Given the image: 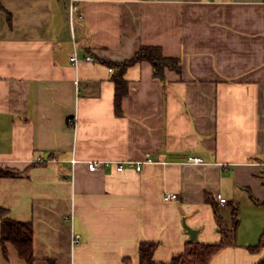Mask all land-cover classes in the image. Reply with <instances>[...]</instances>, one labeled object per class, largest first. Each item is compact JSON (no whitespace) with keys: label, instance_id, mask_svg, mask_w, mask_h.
<instances>
[{"label":"crops","instance_id":"obj_1","mask_svg":"<svg viewBox=\"0 0 264 264\" xmlns=\"http://www.w3.org/2000/svg\"><path fill=\"white\" fill-rule=\"evenodd\" d=\"M1 3L0 165L17 174L0 176V207L33 224V264H138L148 240L169 261L192 240L185 224L219 242L209 197L239 219L238 244L211 264L264 257L248 249L264 231V0ZM143 45L179 57L181 71L162 81L149 61L129 66L117 115L107 61ZM128 160L144 162L117 169ZM7 248L0 264H28Z\"/></svg>","mask_w":264,"mask_h":264},{"label":"trees","instance_id":"obj_2","mask_svg":"<svg viewBox=\"0 0 264 264\" xmlns=\"http://www.w3.org/2000/svg\"><path fill=\"white\" fill-rule=\"evenodd\" d=\"M0 10H5L0 0ZM9 19L11 15H8ZM149 61L153 65L154 75L162 81L166 79L167 70L180 72L182 61L179 57L165 55L162 47L159 45H143L134 54V56L118 60L107 61L112 67L111 76L115 86L114 106L117 115L123 114L122 102L130 91L129 81L125 77L126 70L134 63ZM17 173L11 168L0 165V176H15ZM260 179L264 184V173L261 172ZM208 201L214 209L215 219L218 230L221 233L219 242L208 243L200 242L196 239L186 243L185 250L182 253L172 256L169 261H157L154 259V252L158 246L156 241H142L138 246L139 263L138 264H211L212 258L227 246L237 245V227L239 224L238 207L235 205L232 209V221L228 222L220 209L219 204L211 197ZM264 206L263 201H257ZM1 233L0 242L2 243L3 253L7 257V244H12L20 258L24 259L28 264H33L34 256V228L33 224L28 221L17 220L8 215L7 209L0 207ZM264 247V231L260 235L259 241L254 245H249L248 249L252 252L259 251ZM127 261L130 262L129 259ZM256 264H264V257Z\"/></svg>","mask_w":264,"mask_h":264},{"label":"built area","instance_id":"obj_3","mask_svg":"<svg viewBox=\"0 0 264 264\" xmlns=\"http://www.w3.org/2000/svg\"><path fill=\"white\" fill-rule=\"evenodd\" d=\"M81 58H82V56H80L77 52H75L71 56V62L72 63H77ZM84 58L86 60H88V61L94 60V57L91 56V55H86ZM68 121L70 123L74 124L75 123V117H69ZM149 160L150 159H146V161H149ZM190 160L198 162V161H200V158L199 157H191ZM143 162L144 161H133V160H128L126 162L120 161V162L117 163V169L118 170H123L126 167H132V168H135L137 170H140L141 167H142ZM98 163H99V161H95V160L94 161H90L89 162V167L91 169H95L98 166ZM258 164L260 166L261 172L264 173V162H259ZM164 198L166 200L177 199L178 198V194L177 193H172V192H167V193L164 194ZM217 200L220 203H224L226 201V199L221 194L217 195ZM69 218H72V216H70ZM79 240H80V234H74V242H78Z\"/></svg>","mask_w":264,"mask_h":264},{"label":"water","instance_id":"obj_4","mask_svg":"<svg viewBox=\"0 0 264 264\" xmlns=\"http://www.w3.org/2000/svg\"><path fill=\"white\" fill-rule=\"evenodd\" d=\"M186 225V228L188 230V232L190 233L191 235V239L194 240L196 238V229L190 227L189 225L185 224Z\"/></svg>","mask_w":264,"mask_h":264}]
</instances>
